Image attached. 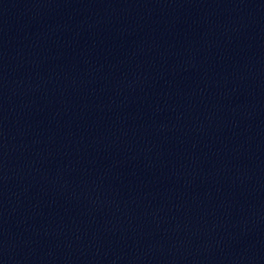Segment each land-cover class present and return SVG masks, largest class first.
Here are the masks:
<instances>
[{
    "label": "water",
    "instance_id": "water-1",
    "mask_svg": "<svg viewBox=\"0 0 264 264\" xmlns=\"http://www.w3.org/2000/svg\"><path fill=\"white\" fill-rule=\"evenodd\" d=\"M0 264H264V0H0Z\"/></svg>",
    "mask_w": 264,
    "mask_h": 264
}]
</instances>
